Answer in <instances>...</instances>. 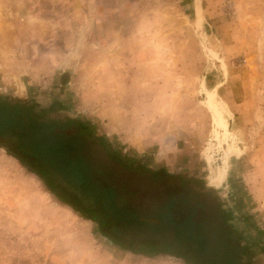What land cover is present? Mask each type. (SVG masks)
Masks as SVG:
<instances>
[{"label": "rangeland", "instance_id": "374dc122", "mask_svg": "<svg viewBox=\"0 0 264 264\" xmlns=\"http://www.w3.org/2000/svg\"><path fill=\"white\" fill-rule=\"evenodd\" d=\"M4 92L197 177L264 264V0H0ZM0 264L185 262L120 250L0 149Z\"/></svg>", "mask_w": 264, "mask_h": 264}, {"label": "trees", "instance_id": "16d2710c", "mask_svg": "<svg viewBox=\"0 0 264 264\" xmlns=\"http://www.w3.org/2000/svg\"><path fill=\"white\" fill-rule=\"evenodd\" d=\"M0 149L120 250L185 264H261L208 186L149 166L90 119L2 93Z\"/></svg>", "mask_w": 264, "mask_h": 264}, {"label": "crops", "instance_id": "0c3cea01", "mask_svg": "<svg viewBox=\"0 0 264 264\" xmlns=\"http://www.w3.org/2000/svg\"><path fill=\"white\" fill-rule=\"evenodd\" d=\"M25 93V92H24ZM4 94H11V95H13V96H15V97H27V96H25V95H22V92H21V95H17V94H14L13 92H4ZM28 99H29V97H27ZM36 101V100H35ZM2 150V149H1ZM131 154H133V155H139V154H137V152H136V154H135V152H131ZM5 156H7V157H10V158H12L11 156H9V155H6L5 154ZM138 158H140L141 159V156H138ZM12 159H14V158H12ZM15 160V159H14ZM16 161V160H15ZM18 164V163H17ZM19 165V164H18ZM20 166V165H19ZM23 168V167H22ZM24 169V168H23ZM25 170V169H24ZM26 171V170H25ZM27 172V171H26ZM33 176V175H32ZM32 187H34L35 188V186L32 184Z\"/></svg>", "mask_w": 264, "mask_h": 264}, {"label": "water", "instance_id": "95a60500", "mask_svg": "<svg viewBox=\"0 0 264 264\" xmlns=\"http://www.w3.org/2000/svg\"><path fill=\"white\" fill-rule=\"evenodd\" d=\"M139 220H143V221H146V222H157L156 219L154 218H143V217H138Z\"/></svg>", "mask_w": 264, "mask_h": 264}]
</instances>
